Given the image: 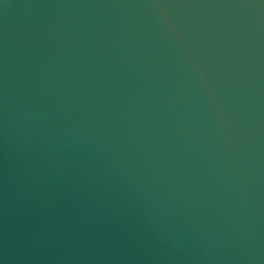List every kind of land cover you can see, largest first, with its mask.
Instances as JSON below:
<instances>
[{"label":"water","instance_id":"1","mask_svg":"<svg viewBox=\"0 0 264 264\" xmlns=\"http://www.w3.org/2000/svg\"><path fill=\"white\" fill-rule=\"evenodd\" d=\"M0 264H264V0H0Z\"/></svg>","mask_w":264,"mask_h":264}]
</instances>
